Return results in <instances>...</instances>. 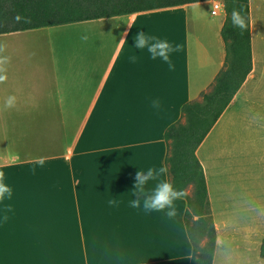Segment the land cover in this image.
I'll return each instance as SVG.
<instances>
[{
    "label": "crops",
    "instance_id": "obj_1",
    "mask_svg": "<svg viewBox=\"0 0 264 264\" xmlns=\"http://www.w3.org/2000/svg\"><path fill=\"white\" fill-rule=\"evenodd\" d=\"M250 16L253 70L197 149L213 264H264V0H250ZM225 19L205 0L0 34V172L11 189L0 264H191L186 198L173 216L145 212L158 181L133 189L139 170L166 166V129L223 68ZM140 31L181 46L173 69L134 48Z\"/></svg>",
    "mask_w": 264,
    "mask_h": 264
},
{
    "label": "trees",
    "instance_id": "obj_2",
    "mask_svg": "<svg viewBox=\"0 0 264 264\" xmlns=\"http://www.w3.org/2000/svg\"><path fill=\"white\" fill-rule=\"evenodd\" d=\"M205 0H0V34L134 13ZM246 28L232 25L233 9ZM221 30L226 61L210 89L183 104L180 118L165 132L167 177L186 193L185 223L193 246L191 264H213L217 231L203 164L197 149L253 70L250 0H225ZM193 187V194L187 187ZM196 216L197 218H193ZM264 258V239L261 245Z\"/></svg>",
    "mask_w": 264,
    "mask_h": 264
},
{
    "label": "clouds",
    "instance_id": "obj_3",
    "mask_svg": "<svg viewBox=\"0 0 264 264\" xmlns=\"http://www.w3.org/2000/svg\"><path fill=\"white\" fill-rule=\"evenodd\" d=\"M232 25L235 28H239L241 32L246 28V23L244 17L241 15V12L237 9H233L231 14ZM129 27H131L129 25ZM126 34V33H125ZM86 39V37H85ZM135 43L134 48L139 49L141 51L147 50L150 55V58L155 60L157 58L163 60L165 63L169 64V68L173 69L174 65H172L170 61V53L174 51H180L181 46L176 45L173 47L167 40H159L156 37H150L145 34V32L140 31L133 37ZM7 57L0 58V64L5 63L7 61ZM130 61L135 63L137 61V56L132 55L130 57ZM7 79L5 76H0V83L4 82ZM5 106L8 108L15 106V97H9L6 100ZM153 107H159V101L153 102ZM42 165L44 163L43 159L39 161ZM168 172V168L165 165H161L159 168H148L145 170H139L135 175V186L133 189V194L136 191L144 192V186L149 181H158L155 189L151 195H146L143 203V211L145 212H161L166 208L172 209L167 214L169 216L175 215V210L173 208V203L175 200L179 199L181 196L185 195L183 191H177L173 184L166 179V174ZM163 178V179H162ZM5 193L9 196L11 195V189L3 183V173L0 172V200L4 199ZM110 203H115V201H110ZM130 207L134 209L141 208V202L139 199H132L130 201ZM7 219V217H5Z\"/></svg>",
    "mask_w": 264,
    "mask_h": 264
},
{
    "label": "rangeland",
    "instance_id": "obj_4",
    "mask_svg": "<svg viewBox=\"0 0 264 264\" xmlns=\"http://www.w3.org/2000/svg\"><path fill=\"white\" fill-rule=\"evenodd\" d=\"M263 25H264V21H263ZM258 34L260 36H258L259 38H257L256 47H257L258 56H259V58H261L260 62H261V64H263L262 62L264 61V27L259 29ZM261 64H260V66H261ZM187 192L192 195L193 194V187L188 186ZM193 218H197V217L194 216Z\"/></svg>",
    "mask_w": 264,
    "mask_h": 264
},
{
    "label": "built area",
    "instance_id": "obj_5",
    "mask_svg": "<svg viewBox=\"0 0 264 264\" xmlns=\"http://www.w3.org/2000/svg\"><path fill=\"white\" fill-rule=\"evenodd\" d=\"M212 13L219 14L222 10H225V0H211Z\"/></svg>",
    "mask_w": 264,
    "mask_h": 264
}]
</instances>
